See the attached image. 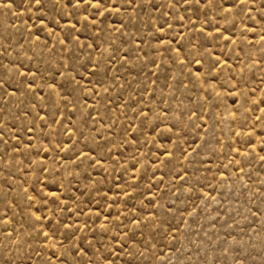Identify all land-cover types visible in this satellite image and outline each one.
<instances>
[{
  "label": "rangeland",
  "instance_id": "1",
  "mask_svg": "<svg viewBox=\"0 0 264 264\" xmlns=\"http://www.w3.org/2000/svg\"><path fill=\"white\" fill-rule=\"evenodd\" d=\"M0 264H264V0H0Z\"/></svg>",
  "mask_w": 264,
  "mask_h": 264
}]
</instances>
